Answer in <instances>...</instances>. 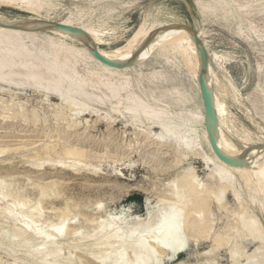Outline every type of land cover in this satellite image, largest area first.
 Listing matches in <instances>:
<instances>
[{
  "label": "rangeland",
  "instance_id": "374dc122",
  "mask_svg": "<svg viewBox=\"0 0 264 264\" xmlns=\"http://www.w3.org/2000/svg\"><path fill=\"white\" fill-rule=\"evenodd\" d=\"M52 1L55 7L45 8L41 11L43 15L47 14L48 17L56 21L74 20L75 15L82 12L84 22L99 25L105 32L104 36L109 44L100 45L105 49L123 45L141 24L145 23L147 26L155 16L154 10L165 13L163 18L169 20L174 18V21H180L190 27L196 21V26H200L205 31L200 38L208 53L207 72L211 88L226 101V112L228 111V120L232 126L242 135H245L243 132L251 133L250 142L252 144L260 142L256 133L264 134V6L262 8L258 0L252 1L249 4L250 7L248 5V7L241 9H238L236 3L233 6L229 5L230 11L227 12L221 8L215 10L209 8L214 0ZM197 4L200 8H197ZM0 14L7 19L38 17L34 13L1 5ZM33 31L42 37L52 39L56 43L70 44L69 39L52 31L41 28H34ZM188 32L191 35L192 32ZM184 38L186 42L190 38L185 28ZM74 44L81 47V44L77 42ZM187 46L189 51L195 52V47ZM163 51L154 39H145L139 47V55L130 59L126 70L120 67L116 68L120 73H124L123 75L130 77L133 91L145 101L167 105L169 118L173 119L174 123L180 124L179 129H183L185 126L195 128L198 147L201 153H204L203 155L206 154L212 161L221 166H228L218 159L209 141L204 137L205 122L188 120L190 112L197 107L201 108H199L201 112L202 109L204 111L197 76L195 74L192 76L193 73L179 58L175 50H169L168 53ZM167 57L169 61L173 62L167 61ZM153 74H157V76L153 77ZM228 79L235 86L234 93H236L240 103L233 98ZM216 81L220 84L217 85ZM173 85L178 90L187 92L190 101L173 102L171 99L163 97L164 88H170ZM3 88L4 91L0 89V102L4 101L1 104L6 105V102L10 104L8 95L15 93L17 98L14 99V109L19 108L18 103L20 101H25L26 104L28 103L26 107L38 108L41 117L43 113L46 114L45 122L42 118L36 123H33L29 117L26 118L27 120L25 118L23 120L22 117L14 118L9 113L0 116V144L11 143L14 147L15 145L22 146L24 143L26 148H30L28 152L10 151L11 153L8 152L0 156V176L5 175L6 182L11 181L12 186L10 185L8 189L18 199L23 196L27 197L30 199L31 205L39 199L37 202L40 203L41 220L46 219L47 223L60 222L59 217L62 214L67 215L71 219L70 221H75L69 224V228H80V234L86 235L91 234L95 226L86 221L89 218L104 217L107 213H113L116 216L123 211L126 213L123 216V224L127 223L123 225V230L134 228L138 224L144 228L163 212L175 210L174 199L169 198L170 189L174 188V180H177L184 168H193L202 179H205V176L210 172L201 157L188 155L184 158L168 143H160L159 146V143L147 138L144 133L138 132L139 127L151 132H159L160 127L158 124L148 121H144L140 126L131 124L130 118L127 115H122L120 107V110L112 109L113 105L118 106L121 105L120 103L112 105L107 103L101 106L94 104L97 111L93 114L87 110L66 116L67 118L72 117L74 120L76 118L81 122L69 130L65 129V120L61 118L62 116L54 120L53 110L47 107L50 102H59L56 97L52 95H48V97L42 92L29 89L18 90L9 86H3ZM7 88L10 91H7ZM68 113L69 111L66 110V114ZM7 114L12 118H7ZM107 114L112 117L110 123L105 118ZM216 116L217 123L225 130L226 127L223 125L222 118L217 114ZM82 128L84 129L81 130ZM226 134L231 136L227 129ZM48 142L55 144L58 150L63 146L73 144L81 146L86 150L85 161L93 166L86 168L79 165L78 169H72V167H60L53 165V163L48 165V162H44L46 159H58L61 156L53 152H49L47 155L41 154L39 158L31 159V155L35 151L41 152V147ZM66 142L68 143L66 144ZM94 152L99 153L97 155ZM149 154L151 155L149 156ZM40 163H44L41 164L42 167L37 166ZM235 175V179L243 181L241 177L239 179V176ZM254 176L252 172L250 177L253 184L250 183L248 187L243 185L240 188L236 185V188L241 192L240 201L231 192H227L224 207H218L216 201H213L210 208L203 212V215L205 214L214 220L213 228L216 232H224V227L234 222L233 214L238 212L241 206H246L248 211H254L253 214L260 219L264 228V192L259 189L253 190V187H257L256 176ZM46 181L49 183L54 181L55 186L53 183L48 185ZM40 187H47L46 190L49 194L47 197L39 196ZM247 196L255 200L254 205L249 202ZM181 199L184 201L186 197L183 196ZM8 202L11 203V199ZM97 202L100 203L98 208ZM65 206L67 207L65 209L66 214L65 211L63 213L58 211ZM3 220L4 217H0V224L4 223ZM40 223L37 222L36 224L39 226ZM48 229L52 230L53 227H48ZM137 233H134L133 236L138 237L139 234L135 235ZM133 236L132 239H135ZM5 240L0 235V241ZM11 240L14 247L5 250L0 248V264H34L29 260L28 251L23 247H18L17 244L21 239L12 237ZM59 240L60 238L57 239V241ZM74 243L62 245L63 251L61 253L63 252L64 256L68 254L66 257L71 258L74 264H94L89 261L87 250L75 248ZM256 244L257 242L242 241L247 253L255 250V246L257 248L259 243ZM211 245L210 238L200 237L198 241L190 242L189 250L178 252L174 257L166 256L160 250L161 256L153 244L151 246L157 250V253L149 245L148 250L145 249L147 253L144 251L143 254H151L154 251L152 255H159H156V258L161 260L158 261L159 264H177L176 262L180 260L184 264H206L207 258L213 259L211 264H231L229 251L227 252L226 247L217 248L210 256L205 255V251ZM149 250L151 253L148 252Z\"/></svg>",
  "mask_w": 264,
  "mask_h": 264
},
{
  "label": "bare ground",
  "instance_id": "6f19581e",
  "mask_svg": "<svg viewBox=\"0 0 264 264\" xmlns=\"http://www.w3.org/2000/svg\"><path fill=\"white\" fill-rule=\"evenodd\" d=\"M252 1L257 0H214V3L209 8L212 10L221 8L224 12H227L230 11L229 5L233 6L236 3L238 9H241L248 7ZM258 1L263 8L264 0ZM0 5L12 6L38 16L36 18L17 17L15 19H7L0 14V89L3 90V86H9L12 89H29L42 92L45 96L52 95L56 97L59 102H50L47 107L53 110L54 120L62 116L61 118L65 120V129L73 128L81 123L76 118L74 120L72 117H66L70 114L87 110L93 114L97 111L94 104L101 106L107 103L110 105L120 103L121 105L118 106L113 105L112 109L117 110L120 107L122 109V112H120L130 118L131 124L140 126L144 121H148L158 124L160 127L159 132L146 131L141 127L138 128V132L144 133L147 138L159 143V146L160 143H168L175 151L180 152L184 158L188 155L201 157L205 166L210 170L205 179H202L193 168H184L177 180H174V188L170 189L169 198L174 199L175 210L171 209L173 211L163 212L144 228H141V224H138L134 228L123 230V225L127 224H123V216L126 213L121 211L116 216L113 213H107L104 217L86 218L88 220H85L89 224L95 225L93 232L86 235L80 234V228H69V224L75 221H70L71 219L67 215L62 214L59 217L60 222L54 224L47 223L46 219L41 220L40 203L37 202L39 199L32 205L27 197L23 196L18 199L16 195L12 194L11 190L9 191L8 188L11 185V181L6 182L3 174L4 176H0V217H4V223L0 224V235L6 240L0 241L2 250L14 247L11 239L12 237H17L21 239L17 244L18 247H23L28 251L29 260L34 264H74L71 258L66 257L68 254L66 253L67 255L64 256L61 251H63L62 245H66L65 243L70 245V243L75 242V248L87 250L88 259L94 264H159L160 262L158 261L161 260L156 258V255L159 256L160 250L166 256L174 257L178 252L189 250L190 242L194 243L201 237L210 238L212 242L211 247L205 251L207 256H210L217 248L226 247L228 249L227 252L229 251L228 255L231 264H264V228L260 219L253 214L254 211H248L246 206H241V209L233 214L235 217L234 222L226 225L224 227L225 231L222 233L215 231L212 218L205 216V214L203 215V212L210 208L213 201H216L218 207H224L227 192H231L240 201L241 192L236 188V185L240 188L243 185L248 187L252 183V176L250 177L252 172L256 176L255 182L257 183V187H253V190L259 189L264 192V134L256 133L260 142L252 144L250 142L251 133L243 132L245 135H242L232 126L229 122L230 120H228V111L226 112V101L220 98L211 88L207 72L206 80L212 89L214 110L222 118L223 125L231 133V136H229L228 132L227 134L229 135H227L226 129L224 130L217 123L215 132L216 143L227 155L242 157L244 160V163L239 166H221L212 161L206 154L203 155L204 153H201L195 128L185 126L183 129H179L180 124L174 123V120L169 118L167 105L145 101L133 91L132 81L128 75H123L124 73H120L117 70L118 68L108 66L92 55V49L96 48L103 57L120 63L121 66L119 67L126 70L130 59L139 55V47L143 41L151 38L158 43L165 53H168L169 50H175L179 58L185 62V65L193 73L192 76L195 74L198 79L200 70L198 45L193 40V34L191 33L190 35L186 29L190 38L187 42L184 40L182 22L174 21V18L171 20L163 18L165 13L154 10L155 16L147 26L145 23L141 24L132 36L126 39L123 45L105 49L100 47V45L109 44L104 36L105 32L99 25L92 22H84L82 12L75 15V21H56L48 17L47 14L43 15L41 13L45 8L55 7L52 0H0ZM225 7L227 8L225 9ZM197 8H200L198 4ZM53 22L76 26L82 29L84 34L59 30L52 24ZM194 23L196 25V21ZM34 28L52 31L69 39L70 44L56 43L52 39L42 37L33 31ZM197 33L201 36L205 31L200 26H197ZM75 42L81 44V47L75 45ZM187 45L195 47V52L189 51ZM166 60L169 61V58L167 57ZM169 62L173 61L170 60ZM156 76L157 74H153V77ZM228 82L233 98L240 103L239 98L234 93L235 86L229 79ZM216 83L217 85L220 84L217 81ZM7 91H10V89L7 88ZM8 96L11 103L7 104L9 102H6V105H3L1 102L4 101L0 102V116L9 113L12 117H22L23 120L29 117L33 123L42 118L43 122L46 121L45 113H41V117L39 109L26 107L28 103L26 104L25 101H20L18 103L19 108L14 109V99L17 96L15 93H9ZM162 96L171 99L173 102L180 100L190 101L189 94L178 90L174 85L170 88H164ZM199 108L197 107L190 112L188 120L205 122L204 111L202 109L201 112ZM66 110L69 111L68 114H66ZM9 115L6 117L10 118L11 116ZM105 118L110 123L112 117L107 114ZM65 129L64 131H67ZM204 137L208 140L206 131L204 132ZM23 144L22 146L15 145L14 147L11 143L0 144V156L10 151H15L16 153L28 152L30 148H26ZM49 152L61 156L58 159H46L44 162H48V165L53 163V165L65 168L72 167V169H78L79 165H83L86 168L93 166L85 161L86 150L74 144L63 146L58 150L55 144L48 142V144L41 147V152L35 151L31 155V159L39 158L41 154L47 155ZM98 153L95 154L98 155ZM67 159L68 161H66ZM41 164L37 166H41ZM235 174L239 176V179L241 177L243 181L235 179ZM46 183L48 185L51 183L55 184L54 181H50V183L46 181ZM46 188L40 187V197L49 195ZM183 196L186 197L184 201L181 199ZM247 197L249 202L254 205L255 200L250 196ZM10 199L11 203L8 202ZM99 205L100 203L97 204V208L100 207ZM66 208V206L65 208L61 207L58 211L63 213ZM40 220L42 221L41 223ZM37 222L40 223L39 226L36 224ZM45 225L46 227H44ZM48 227H53V229L49 230ZM5 230L7 231L3 232ZM134 233H137L135 235L139 234L138 237L133 236ZM132 236L135 239H132ZM59 238L60 240L57 241ZM243 240L257 242L259 247L257 246L256 248L255 246V250L247 253L242 245ZM152 244L158 249V254H156L157 250L151 246ZM149 245L154 251L156 250V255H152L154 251L151 253L150 250L148 252L151 254H145L147 253L145 249L147 248L148 250ZM144 251L145 255L143 254ZM180 261L176 263L184 264L182 260ZM212 262L213 259H206V264H211Z\"/></svg>",
  "mask_w": 264,
  "mask_h": 264
},
{
  "label": "water",
  "instance_id": "95a60500",
  "mask_svg": "<svg viewBox=\"0 0 264 264\" xmlns=\"http://www.w3.org/2000/svg\"><path fill=\"white\" fill-rule=\"evenodd\" d=\"M52 24L55 27H57L59 30H62L65 32H70V33L77 32V33L84 34L83 30L76 26H69L66 24L58 23V22H53ZM181 26L184 27L186 30L192 32L193 40L198 45V51H199V56H200V70L198 74V85H199V90H200L203 107H204L205 129L207 132L208 141L211 145V148L214 154L222 162L228 165H231V166L242 165L244 163V160L242 157L227 155L219 148V146L216 143L215 132L217 130V116H216V112L214 110V105H213L212 89L210 88L206 80V73H207V68H208V53H207V50L204 44L202 43L200 36L197 33V26L195 25V23L193 24L192 27L187 26L185 24H182ZM92 55L96 59H98L100 62L108 66H112V67L121 66L120 63L103 57L101 54H99L96 48L92 49Z\"/></svg>",
  "mask_w": 264,
  "mask_h": 264
}]
</instances>
